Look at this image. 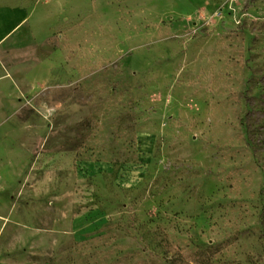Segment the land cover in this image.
<instances>
[{
	"label": "rangeland",
	"instance_id": "1",
	"mask_svg": "<svg viewBox=\"0 0 264 264\" xmlns=\"http://www.w3.org/2000/svg\"><path fill=\"white\" fill-rule=\"evenodd\" d=\"M6 2L0 264H264V0Z\"/></svg>",
	"mask_w": 264,
	"mask_h": 264
},
{
	"label": "crops",
	"instance_id": "2",
	"mask_svg": "<svg viewBox=\"0 0 264 264\" xmlns=\"http://www.w3.org/2000/svg\"><path fill=\"white\" fill-rule=\"evenodd\" d=\"M25 30L34 39L35 47L43 48L49 45L48 28L37 19H32L25 6L8 2L0 3V101H7V98L12 95L13 86L16 85L14 80L17 76H22L28 81H38L42 78L40 73L42 67L50 59V56L37 59L33 54L12 59L9 55L12 52L9 43L19 41V36ZM33 59L37 60L33 61L32 66L23 73L15 72L10 68L11 63L23 65V62Z\"/></svg>",
	"mask_w": 264,
	"mask_h": 264
}]
</instances>
